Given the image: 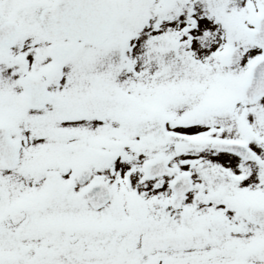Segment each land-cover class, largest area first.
I'll use <instances>...</instances> for the list:
<instances>
[{
    "label": "snow or ice",
    "instance_id": "6c2138e0",
    "mask_svg": "<svg viewBox=\"0 0 264 264\" xmlns=\"http://www.w3.org/2000/svg\"><path fill=\"white\" fill-rule=\"evenodd\" d=\"M0 264H264V0H0Z\"/></svg>",
    "mask_w": 264,
    "mask_h": 264
}]
</instances>
